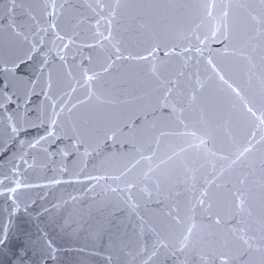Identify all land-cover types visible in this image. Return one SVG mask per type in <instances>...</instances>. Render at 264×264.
Listing matches in <instances>:
<instances>
[{
	"label": "snow or ice",
	"instance_id": "6c2138e0",
	"mask_svg": "<svg viewBox=\"0 0 264 264\" xmlns=\"http://www.w3.org/2000/svg\"><path fill=\"white\" fill-rule=\"evenodd\" d=\"M53 123H55V120H53ZM13 130H15V128ZM189 231H191V229H189ZM3 243H4V240L0 239V244H3Z\"/></svg>",
	"mask_w": 264,
	"mask_h": 264
}]
</instances>
